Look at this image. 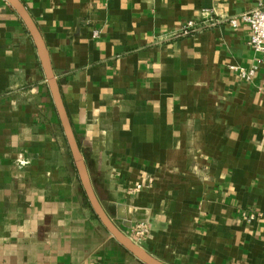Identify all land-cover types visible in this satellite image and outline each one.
<instances>
[{
  "label": "crops",
  "instance_id": "obj_1",
  "mask_svg": "<svg viewBox=\"0 0 264 264\" xmlns=\"http://www.w3.org/2000/svg\"><path fill=\"white\" fill-rule=\"evenodd\" d=\"M92 185L166 264H264V0H21ZM205 14L222 20L207 26ZM200 29L182 35L189 21ZM261 58V62H258ZM233 66H257L252 80ZM130 224V228L129 225ZM0 264H145L92 210L33 38L0 1Z\"/></svg>",
  "mask_w": 264,
  "mask_h": 264
},
{
  "label": "water",
  "instance_id": "obj_2",
  "mask_svg": "<svg viewBox=\"0 0 264 264\" xmlns=\"http://www.w3.org/2000/svg\"><path fill=\"white\" fill-rule=\"evenodd\" d=\"M13 8L17 11L21 19L23 20L28 32L33 38L34 44L37 48L38 56L47 80V84L52 96L54 107L57 111L60 124L63 128L64 136L72 156L74 166L78 172V176L82 185V188L86 194L88 202L109 233L129 252H131L136 258L145 264H166L161 260L152 256L144 247L133 241L132 238L123 232L110 218L106 212L104 206L99 201L94 187L92 185L91 177L87 168V164L80 148L78 139L72 127V123L63 99V95L60 89V85L54 71L50 54L46 43L36 25L30 13L26 9L21 0H7ZM129 228L130 224L127 225Z\"/></svg>",
  "mask_w": 264,
  "mask_h": 264
},
{
  "label": "built area",
  "instance_id": "obj_3",
  "mask_svg": "<svg viewBox=\"0 0 264 264\" xmlns=\"http://www.w3.org/2000/svg\"><path fill=\"white\" fill-rule=\"evenodd\" d=\"M2 1V0H0ZM205 22L207 26H215L218 23L222 22V20L215 19L210 14H205ZM228 23L236 28L240 25H246L251 32L250 35V44L254 48V50L261 55H264V7L259 6L257 8L247 10L245 12L240 13L237 16H233L228 18ZM200 23L189 20L184 27L182 28V35L190 34L194 31L200 29ZM258 62H261V58H258ZM239 75L247 80L250 81L255 76L257 71V66H252L251 68L245 69L242 67L233 66ZM149 233V227L145 223H137L131 229V238L133 241L138 242L145 238Z\"/></svg>",
  "mask_w": 264,
  "mask_h": 264
}]
</instances>
